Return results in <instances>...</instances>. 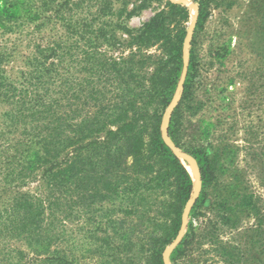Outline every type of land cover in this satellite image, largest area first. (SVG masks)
I'll list each match as a JSON object with an SVG mask.
<instances>
[{
	"label": "trees",
	"instance_id": "obj_1",
	"mask_svg": "<svg viewBox=\"0 0 264 264\" xmlns=\"http://www.w3.org/2000/svg\"><path fill=\"white\" fill-rule=\"evenodd\" d=\"M158 1L162 9L129 28L123 18L150 2L127 10L112 0H0V264H81L82 252L98 254V264H166L164 249L180 231L194 185L163 134L185 65L189 9ZM211 1H196L180 99L167 122L179 147L195 36ZM153 45L161 50L154 59L144 52ZM124 46L136 51L104 49ZM17 60L22 66H13ZM185 152L201 176L198 205L214 180L215 157L203 148ZM29 183L34 192L19 190ZM238 204L255 207L249 194ZM72 219L78 232L63 224ZM12 240L36 256L24 261ZM184 244L185 236L173 252Z\"/></svg>",
	"mask_w": 264,
	"mask_h": 264
},
{
	"label": "rangeland",
	"instance_id": "obj_2",
	"mask_svg": "<svg viewBox=\"0 0 264 264\" xmlns=\"http://www.w3.org/2000/svg\"><path fill=\"white\" fill-rule=\"evenodd\" d=\"M112 1L116 9L123 6L127 10L150 2L131 17L123 18L129 28L140 27L164 5L158 0ZM196 1L188 0L189 5H185L189 9L187 30L197 16ZM208 10L209 15L195 36L196 72L191 100L181 108L180 147L168 136L167 139L187 169L194 167L182 155L185 149H206L215 157V177L206 190L207 199L195 205V200L201 198L199 172V192L182 236L185 244L173 252L177 243L167 252L166 259L168 264H264V0H212ZM193 32L194 28L191 39ZM104 49L112 56L136 51L135 47L126 46ZM144 52L153 59L161 54L158 45L145 48ZM13 66H22V62L17 60ZM153 67L148 63L147 73ZM194 172L196 180L190 173L192 193L197 184L195 169ZM19 190L34 192L36 183ZM243 194L252 195L255 207L238 204ZM222 196L228 198V203L220 200ZM63 224L78 232L81 223L72 219ZM79 236L76 234V240ZM12 246L26 252L24 261L36 256L24 243L12 240ZM60 246L64 247L62 243ZM77 254L81 264L100 261L95 253Z\"/></svg>",
	"mask_w": 264,
	"mask_h": 264
},
{
	"label": "water",
	"instance_id": "obj_3",
	"mask_svg": "<svg viewBox=\"0 0 264 264\" xmlns=\"http://www.w3.org/2000/svg\"><path fill=\"white\" fill-rule=\"evenodd\" d=\"M172 2H177V3H181L183 5H189V2L188 0H170ZM196 17L194 18V21H193V24H192V27L190 29H188V34H187V37L185 38V42H184V69H183V73H182V77H181V80L179 82V85L176 89V92H175V95L173 97V100L171 102V104L169 105L167 111H166V114L164 116V121H163V134H164V137L166 139V141L171 145V143L168 141L167 139V133H166V127H167V122H168V119H169V115L172 111V109L175 107L176 105V101L177 99H179L180 97V92H181V89H182V82H183V79H184V76H185V73H186V65H187V61H188V49H187V45L189 44L190 42V39H191V34H192V30L194 28V25H195V20H196ZM171 147L174 149L175 153L177 154V156L179 157V153L178 151L171 145ZM182 155L184 157H186L187 159H189L192 164H193V167L196 171V174H197V184L195 186V191L194 193H192V196L191 198L188 200L186 206H185V209H184V212H183V216H182V225H181V228H180V231L176 237V239L168 246V248L165 250L164 254H163V258L165 260V263H167V259H166V255H167V252H169L170 250H172L174 248V246L180 242L183 234H184V230H185V227H186V223H187V215H188V212L190 210V207L192 205V203L194 202L196 196H197V193L199 192V183H200V178H199V168L197 166V163L196 161L191 157L189 156L187 153H182ZM180 158V157H179Z\"/></svg>",
	"mask_w": 264,
	"mask_h": 264
},
{
	"label": "bare ground",
	"instance_id": "obj_4",
	"mask_svg": "<svg viewBox=\"0 0 264 264\" xmlns=\"http://www.w3.org/2000/svg\"><path fill=\"white\" fill-rule=\"evenodd\" d=\"M188 171L192 174V176L194 177V174H195V172H194V168H192V167H188ZM196 176V175H195ZM194 180H196V178L194 177Z\"/></svg>",
	"mask_w": 264,
	"mask_h": 264
}]
</instances>
